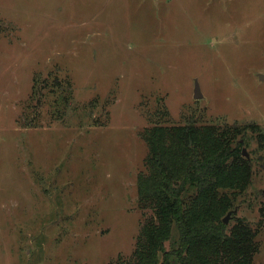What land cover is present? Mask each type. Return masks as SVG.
<instances>
[{
	"label": "rangeland",
	"instance_id": "obj_1",
	"mask_svg": "<svg viewBox=\"0 0 264 264\" xmlns=\"http://www.w3.org/2000/svg\"><path fill=\"white\" fill-rule=\"evenodd\" d=\"M56 75L74 85L66 107L58 90L35 88ZM259 75L264 0H0V264L131 255L145 130L264 134ZM245 136L254 175L235 217L260 228L253 264H264V146Z\"/></svg>",
	"mask_w": 264,
	"mask_h": 264
},
{
	"label": "trees",
	"instance_id": "obj_2",
	"mask_svg": "<svg viewBox=\"0 0 264 264\" xmlns=\"http://www.w3.org/2000/svg\"><path fill=\"white\" fill-rule=\"evenodd\" d=\"M35 83L36 91L41 85L43 91L58 90L54 103L60 107L75 101L69 78L63 81L56 75L51 84L41 79ZM159 113L163 119L169 116L163 105ZM249 129L264 146L257 126L199 127L189 122L147 128L143 139L148 153L137 180L138 206L145 219L132 254H120L110 264H253L260 251V228L236 213L233 225L224 223L254 175L241 150Z\"/></svg>",
	"mask_w": 264,
	"mask_h": 264
},
{
	"label": "water",
	"instance_id": "obj_3",
	"mask_svg": "<svg viewBox=\"0 0 264 264\" xmlns=\"http://www.w3.org/2000/svg\"><path fill=\"white\" fill-rule=\"evenodd\" d=\"M261 78H264V75H259ZM195 94H196V99L197 100H201V98L203 97V94L200 91V84L197 81L195 84ZM237 209L234 212H230L228 213L225 217H224V223L225 224H229L230 221L232 220V215L233 213H236Z\"/></svg>",
	"mask_w": 264,
	"mask_h": 264
}]
</instances>
